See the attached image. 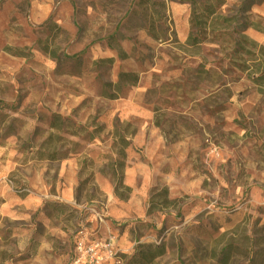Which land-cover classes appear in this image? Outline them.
Masks as SVG:
<instances>
[{"label":"rangeland","instance_id":"obj_1","mask_svg":"<svg viewBox=\"0 0 264 264\" xmlns=\"http://www.w3.org/2000/svg\"><path fill=\"white\" fill-rule=\"evenodd\" d=\"M224 1L234 16L241 0ZM249 15L264 31V0ZM189 20L179 0H0V264L70 263L79 231L127 257L162 245L153 264H217L228 245L230 264H264V83L252 81L264 64L237 35L182 50ZM120 72L138 83L116 93L106 84ZM53 114L67 120L54 145L66 158L38 160ZM126 125L132 191L120 201L110 165ZM67 185L74 209L51 201ZM21 188L41 201L34 213Z\"/></svg>","mask_w":264,"mask_h":264},{"label":"trees","instance_id":"obj_2","mask_svg":"<svg viewBox=\"0 0 264 264\" xmlns=\"http://www.w3.org/2000/svg\"><path fill=\"white\" fill-rule=\"evenodd\" d=\"M182 3L188 4L190 6V34L185 42L182 50H188L189 48L199 51L200 47L206 44L209 40H219L221 37L232 35H237L242 44L241 53L245 57L253 56L257 54V57L261 59V63L264 64V48L258 45L255 41L251 40L245 35L246 30L253 29L258 32H264L255 25L250 19V11L255 4L260 3L262 0H241L239 8L234 16L223 15L221 13V8L225 5L224 0H179ZM256 49V51H255ZM118 57L120 59H125L126 55L122 52H118ZM112 59L101 60L98 64L112 63ZM245 65L240 67L242 72H245ZM257 77L252 81L258 83H264V71L256 70L254 72ZM138 83V77L134 73L120 72L117 76V82L113 85L106 84V87H113L116 93H119L122 88L127 86L134 87ZM114 92L104 91L102 97L106 99H116L117 94ZM67 120L63 119L59 115H51L50 120L47 125L48 135L45 141L40 146V151L38 152V160L45 161H59L64 160L66 157H62L60 153L55 148V142L60 141V135L64 131V127ZM130 129L129 125H126L122 130H114L113 138L116 145H118L117 157L114 162L110 165V170L112 172L113 178V195L116 199L120 201H126L129 199L131 194V188L124 184V169L126 165L127 154L126 151L131 146V140L136 134L133 130L128 133ZM92 161L90 159H84V163L79 167L78 178L82 171L91 165ZM92 178V173L87 175V178L78 184L77 190L79 191L81 187L85 186ZM159 197H162L163 205L172 203L168 199L167 190L164 188L160 191ZM152 196L151 207L155 209L154 199ZM76 204L78 200L76 197ZM235 248L231 245L224 247L218 255H214L213 258L216 259L217 264H230ZM165 254V249L162 245L158 246H139L134 253L127 257L124 254H118V259L120 261L128 259L126 264H133L138 257L141 264H153L155 259L163 256Z\"/></svg>","mask_w":264,"mask_h":264},{"label":"built area","instance_id":"obj_3","mask_svg":"<svg viewBox=\"0 0 264 264\" xmlns=\"http://www.w3.org/2000/svg\"><path fill=\"white\" fill-rule=\"evenodd\" d=\"M19 194L28 193L21 188ZM120 251L112 239L104 240L88 238L86 233L79 231L74 242V256L71 264H120Z\"/></svg>","mask_w":264,"mask_h":264},{"label":"crops","instance_id":"obj_4","mask_svg":"<svg viewBox=\"0 0 264 264\" xmlns=\"http://www.w3.org/2000/svg\"><path fill=\"white\" fill-rule=\"evenodd\" d=\"M249 33H250V36L253 37L255 42L258 41L261 43V41L264 39V32H258V31H255L253 29H248V30H246L245 35L249 34ZM8 196H11V194H8ZM16 198H17L19 205L21 206L20 207L21 211H28V212L34 213L36 210H38V208L41 205V201H39V200L37 201L36 199H29V196H26V195H25V197H16ZM51 201H54V202H56L60 205H63V206H67L68 209H70L71 207L73 209L76 208L75 207L76 201H75L74 195H73V186L67 185L66 187H64V189H62V191L59 193V195L52 197ZM18 210H19V208H17L15 210V212H17ZM8 211L10 213H13V214L15 213L13 209H12V211H10L8 209ZM60 233H62V232L60 231ZM110 239H112L113 242L115 243L113 238H110ZM117 243H115V245L118 247V250H119V246ZM42 248H43V246H41L38 249V251L41 250ZM73 256H74V254H73ZM72 258L69 260L70 263H68V257H67V262L64 261L63 264H67V263L71 264V261L73 260Z\"/></svg>","mask_w":264,"mask_h":264}]
</instances>
